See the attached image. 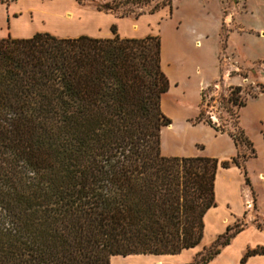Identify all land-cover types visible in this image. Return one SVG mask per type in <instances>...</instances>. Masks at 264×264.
I'll list each match as a JSON object with an SVG mask.
<instances>
[{
  "label": "trees",
  "instance_id": "16d2710c",
  "mask_svg": "<svg viewBox=\"0 0 264 264\" xmlns=\"http://www.w3.org/2000/svg\"><path fill=\"white\" fill-rule=\"evenodd\" d=\"M96 9L116 12L109 3ZM115 32L0 39V264H111L177 255L203 240L219 161L162 156L161 130L171 123L160 107L169 84L159 37ZM241 230L227 228L191 264L213 260ZM255 254L264 249L245 258Z\"/></svg>",
  "mask_w": 264,
  "mask_h": 264
},
{
  "label": "rangeland",
  "instance_id": "374dc122",
  "mask_svg": "<svg viewBox=\"0 0 264 264\" xmlns=\"http://www.w3.org/2000/svg\"><path fill=\"white\" fill-rule=\"evenodd\" d=\"M166 2L170 6L148 13L155 4ZM79 3L85 9L109 3L118 17L143 13L139 32L151 30L152 36L159 37L161 69L169 84L160 100L161 111L171 123L161 130L162 156L199 154L219 159L218 169L220 159L230 161L239 155V168L248 179L245 186L252 187L258 201L250 215L243 210L238 228L251 224L264 229V177L259 175L264 173V0H151L142 7L112 0ZM200 114L218 131L204 121L196 123ZM225 207L219 205L223 215ZM213 226L200 247L214 235ZM189 258L183 254L162 264H181ZM112 264L126 263L115 258Z\"/></svg>",
  "mask_w": 264,
  "mask_h": 264
},
{
  "label": "crops",
  "instance_id": "0c3cea01",
  "mask_svg": "<svg viewBox=\"0 0 264 264\" xmlns=\"http://www.w3.org/2000/svg\"><path fill=\"white\" fill-rule=\"evenodd\" d=\"M142 20V16L139 18L118 17L112 12H104L96 8L85 9L77 0H5L4 3H0V39H26L36 33H48L59 38L87 36L106 39L114 36L113 26L116 30L115 33L120 38L140 39L152 34L151 30L139 32L143 25ZM227 74L228 72L224 75L226 78H228ZM197 155L199 156V154ZM259 175L264 177V173ZM244 186V173L239 167L230 165L228 168L219 167L217 169L214 182L215 207L210 208L203 217V238L209 229H213V224H216V231L205 245L184 250L177 255L114 256L111 258V264L112 259L115 258H122L126 264H162L168 258H175L183 254H189L190 258L181 264H191L195 256L205 247L210 246L227 228L233 227L235 224L238 225L237 220L243 217V210L246 209V215H250L253 209L252 207L247 208V204L254 203L255 205L258 198L257 194H255V198L253 197V189L250 185ZM240 187L243 189L239 192ZM220 204L226 206L224 215L219 210ZM225 217H229V219L222 223L221 219ZM211 219H214V223L210 221ZM240 228L242 230L207 264H264V255L255 254L245 258L249 251L258 248L264 249V229L259 228V225L251 224L248 227Z\"/></svg>",
  "mask_w": 264,
  "mask_h": 264
},
{
  "label": "built area",
  "instance_id": "2783aa9c",
  "mask_svg": "<svg viewBox=\"0 0 264 264\" xmlns=\"http://www.w3.org/2000/svg\"><path fill=\"white\" fill-rule=\"evenodd\" d=\"M252 205L250 203L247 204V208H251Z\"/></svg>",
  "mask_w": 264,
  "mask_h": 264
}]
</instances>
